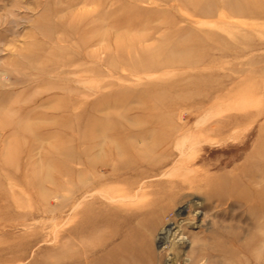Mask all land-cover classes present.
<instances>
[{
  "label": "rangeland",
  "instance_id": "1",
  "mask_svg": "<svg viewBox=\"0 0 264 264\" xmlns=\"http://www.w3.org/2000/svg\"><path fill=\"white\" fill-rule=\"evenodd\" d=\"M233 1L201 15L182 0H0V264H264V0ZM159 48L174 62L152 70L140 54ZM95 118L165 144L109 157L124 164L92 182ZM204 178L231 195L208 202ZM193 198L203 225L175 215Z\"/></svg>",
  "mask_w": 264,
  "mask_h": 264
},
{
  "label": "bare ground",
  "instance_id": "2",
  "mask_svg": "<svg viewBox=\"0 0 264 264\" xmlns=\"http://www.w3.org/2000/svg\"><path fill=\"white\" fill-rule=\"evenodd\" d=\"M182 1H185L188 4V6L186 5L187 9H192V11L194 13H199L201 15L208 14V9H215L219 5L220 6L222 5V7H223V5H225V6L229 5L230 8L232 9L233 8L232 4L234 6L237 4V2L233 1V0H231L232 4L230 3V0H182ZM118 42H120V41H118ZM123 45L124 44L122 42H120L116 45V52L120 53L118 55L121 58L123 57L124 50H126V49L123 50V48H124ZM162 51H163V49L161 50V48H159L155 51H150V52L146 51V52L141 53L140 57H142L143 58L142 60H145L150 65L149 66L150 68H154L152 70H156V69H159L161 66H164L166 64H171L172 62H174L171 60V58L170 59H163V60L156 58L157 60L154 61L153 58L155 56H157L158 54H162ZM127 52H128V50H127ZM130 54H131L130 52L127 53V55H126L127 60L123 58L124 59L123 62L130 63L136 59V57H134V56H133L134 58H132ZM141 63H142V61H141ZM141 63H140V65H142ZM126 97L127 96L124 95V93L117 95V96H114V97H108L105 100H103V102H100L101 104L99 103L95 107L98 109H104V108H101L102 105L106 108L111 106V105L120 106L126 100ZM93 109H94V107H91V111ZM239 118L240 117L238 115H236V117L234 116L233 118H231L230 121H228V122L226 121V124H223V123L220 124L219 123V125L212 128V130L219 137L220 136L223 137L224 133L230 131L231 127H233V124H236L238 121L237 119H239ZM85 128L95 130V134H93L92 136H89V137L87 136L88 137L86 140L87 141V148H86L87 151L85 150L84 153H88L89 155L92 154V156L87 160L85 166L88 169H90V171H95L96 169H98L100 167L102 169V172H103L102 175H94V180L92 182L102 181L103 179H106V177L108 175L106 172L108 170V167L110 169H112V168L117 169V168H120L121 165L124 164L122 162L118 163L117 162L118 160L116 161V163H113V161H111L109 157L115 156V157H118L119 159L121 157L125 158V163L128 164L129 161L126 162V158L128 159V156H127V154H129L128 152H132V154H134L135 157L144 156V155L149 154L151 151L158 148L159 146H162V145L164 146V144H165V139H163L161 137H155L154 139H152L148 142H145V143L143 142L142 146H137L138 140H137V136H136L135 132H127V133L131 134L130 136L133 137V138H130L127 140L124 138L125 134H126L125 131L123 129L121 130V128H119V126L116 127L114 124L111 123V120H109L107 118L100 119V120L95 118L92 121L87 122ZM262 130H264V127H262ZM128 131H130V130H128ZM120 135H122L123 137ZM259 141L264 142V132H262ZM82 142H84V141H82ZM261 146H262V144H261ZM260 153H262V152H260ZM260 153H259L257 148H254L251 155L249 157H247V162L249 161V159H251V157H255L257 155L260 156ZM262 168H264V167L262 166ZM254 169H256V168H254ZM257 170H258V168H257ZM123 172L124 171H121V170L118 171L117 170L116 173L121 174ZM94 174H96V172H94ZM81 178L82 177L79 174L78 180ZM224 178H226V177H224ZM238 179H239V177H238ZM262 179H264V178H262ZM202 181L207 182V184H206L207 192L206 191L205 192L208 193V196H205V197L208 200V202H211L213 200V198H212L213 195H216V198H217L219 196L222 197L224 195H227L230 192V190H228V191L219 193L218 191H216L215 189L212 188V180L209 178H204V179H202ZM223 182H224L223 184H225L227 188H230L234 184V182H236V181H234L233 178H231V179L228 178V180H224ZM81 183H82V181H81ZM82 188L78 191L79 193L83 192V191H81ZM86 190L88 191V189H86ZM229 195H231V193ZM211 198H212V200H211ZM216 200L219 201V200H221V198L216 199ZM177 204H179L178 209L175 212V215L177 217H179V216H181V214L185 213V215H186L185 221L186 222L189 221L190 225L194 226L195 222H197V220H200V222H201L200 225H203V223L205 222V218H206L205 216L206 215H203L201 219L199 218V215H201V213L203 214V212H201V210L198 207H196V205L200 204V202L198 200H196V198H193L190 201H187L185 203H181L178 201ZM82 213H83L82 211H79L80 216L78 215V217H77V219H78L77 226L78 227L81 226V223L79 222V220L82 218V215H81ZM77 214L78 213H76V215ZM189 224H187V225H189ZM179 228H181V227L176 225L174 222H170V223L164 224L158 232L159 233L158 235L161 238V240L159 241V244L161 243V245H163V244H169L170 245V249H169L170 252L168 253V258H170V259L171 258L174 259L177 256H179V250L181 247H180V244L175 239V236H176L177 232L179 231ZM77 234H81V235H79V239L84 237V236H82L81 232L77 233ZM184 259L185 258L183 256H181L179 259L180 261H173L169 264H185Z\"/></svg>",
  "mask_w": 264,
  "mask_h": 264
}]
</instances>
